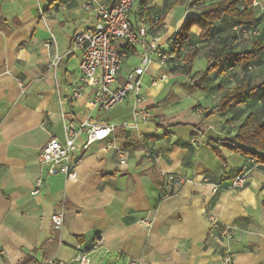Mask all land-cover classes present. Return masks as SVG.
<instances>
[{
    "label": "crops",
    "instance_id": "1",
    "mask_svg": "<svg viewBox=\"0 0 264 264\" xmlns=\"http://www.w3.org/2000/svg\"><path fill=\"white\" fill-rule=\"evenodd\" d=\"M85 1L0 0V264H19L27 256L34 259L29 264H76L78 247H90L96 235L103 243L90 249L91 264H126L128 259L225 264L228 252L231 264H264V165L223 140L232 136L228 121L239 125L254 112L259 92L208 117L204 111L223 90L203 92L210 98L206 105L168 112L178 103L174 91L190 81L174 56L166 63L154 58L142 76L139 99L131 95L110 110L92 109L90 86L72 99L73 88L83 81L74 35L99 20L83 8ZM174 1L150 0V16L161 15L163 25L148 39L159 36L162 50L194 13L187 3L168 7ZM259 1L264 8V0ZM137 10L138 1L131 11L135 26ZM228 32L220 41L199 44L192 74L209 63L210 49L230 48L236 40ZM192 33L198 42L201 29L193 26ZM136 48L128 52L125 72L140 65L129 62L132 57L141 61ZM121 71L114 87L124 80ZM138 106L147 107L154 119L137 121ZM64 111L72 121L91 115L96 123L115 125L87 149L82 148L87 135L77 139L76 178L49 175L40 163L50 138L65 141ZM194 135L201 137L199 146L191 141ZM119 149L125 151L124 163ZM244 174L246 181L239 184ZM171 176L181 180L173 192ZM57 212L64 213L59 229L52 221ZM215 224L228 226L232 237H221Z\"/></svg>",
    "mask_w": 264,
    "mask_h": 264
},
{
    "label": "built area",
    "instance_id": "2",
    "mask_svg": "<svg viewBox=\"0 0 264 264\" xmlns=\"http://www.w3.org/2000/svg\"><path fill=\"white\" fill-rule=\"evenodd\" d=\"M138 0H116L110 3L98 2L96 0H86L83 3V8L87 11L96 12L99 15V20L92 26L86 27L74 35L75 46L81 49L82 56L80 61V70L82 72L81 85L74 87L72 90V99H78L83 95L87 86L93 90L92 96L89 99V105L92 109L110 110L119 103L124 102L131 95L137 99L140 98L143 86V74L150 67L155 57L165 63L168 54L161 49L159 44V36H155L152 40L148 39V25L150 21L143 15L140 16L139 23L135 26L131 16V11ZM258 4L257 0L254 2ZM264 16V8H263ZM160 19L157 17L152 23L157 27ZM245 36L254 34L255 31L242 29ZM120 42L128 43L133 46H140L142 59L139 66L131 69L124 76V80L119 86L114 87L119 81V72L128 57L129 53L120 47ZM139 44V45H137ZM166 75H161L159 79H165ZM157 78L153 80V83ZM200 110V106L196 107ZM134 115L137 121L148 122L154 119L150 110L145 106H138L134 109ZM64 118L65 141L62 142L57 138H50L43 146L40 163L46 168L49 175L62 174L69 178L77 177V154L79 147L77 139L81 134L87 135L86 142L82 148L87 149L91 143L97 140L104 139L115 125H101L93 120L91 115H88L83 120L78 122L67 119L66 112L62 114ZM123 126H128V121L121 123ZM230 128H234L232 123H229ZM194 145L199 146L201 137L194 135L191 138ZM121 157V162H126L125 151L118 150ZM171 178L170 190L173 192L181 185V180L173 176ZM246 174L242 175L238 181L239 184H244ZM41 182V179L39 180ZM34 192H37L35 190ZM169 194L166 193L165 196ZM52 221L55 228H61L64 225V213L57 212L52 214ZM150 223L149 220H147ZM218 234L230 239L232 233L228 226L215 224ZM103 243L102 237L96 235L95 240L90 247H78L76 264H91L89 256L90 249H96ZM233 254L228 252L223 260L225 264L233 262ZM52 264H63V262L49 261ZM126 264H139L137 259H128Z\"/></svg>",
    "mask_w": 264,
    "mask_h": 264
},
{
    "label": "trees",
    "instance_id": "3",
    "mask_svg": "<svg viewBox=\"0 0 264 264\" xmlns=\"http://www.w3.org/2000/svg\"><path fill=\"white\" fill-rule=\"evenodd\" d=\"M254 2L255 0H175L170 5L168 4V7H171L173 4L187 3L188 8L194 10V13L188 14L173 33L168 49L164 50L168 54L165 63L173 60L174 56L181 61L179 71L190 76V81L185 84V88L189 92L223 90L218 102L204 111L205 116L224 113L232 105L245 103L255 92H259L258 97L262 96L264 80L258 82H252L249 79L243 80L232 89L214 83L219 78L225 80L227 74L233 69L240 68L251 71L253 70L252 64H256L264 58V40H254L251 47L239 49L241 39L253 36V34L245 36L242 29L256 31L259 22V17L253 10ZM136 15L138 22L140 16L145 15L148 18L150 21L148 33L155 34V31L163 25L161 15L150 16V0H138ZM260 16L262 19L264 18L263 14ZM157 17L160 21L157 27H154L152 23ZM193 26H198L201 29L198 42H195L193 38ZM225 30H229L228 36L236 41L230 48L224 45L210 49L208 52L209 63L203 70L192 74L195 59L201 52L199 44H209L215 38L220 41L219 38L223 37ZM123 48L130 53L137 52V48L128 43H125ZM258 100L260 99L258 98ZM229 123L234 125L233 129L230 128ZM227 126L229 134H232V136L223 139L227 146L254 159L257 164L264 165V114L260 115L254 111L241 124L237 125L234 121H228ZM32 261L34 259L27 256L19 264H29Z\"/></svg>",
    "mask_w": 264,
    "mask_h": 264
},
{
    "label": "rangeland",
    "instance_id": "4",
    "mask_svg": "<svg viewBox=\"0 0 264 264\" xmlns=\"http://www.w3.org/2000/svg\"><path fill=\"white\" fill-rule=\"evenodd\" d=\"M258 4L255 5L257 6L256 8V14L259 17V22L256 26V31L253 34V36H251L250 38H243L240 41V46L239 49H243V48H249L252 46V42L254 40H260L263 41L264 40V18H261V12L263 14V6L261 5L260 1L257 0ZM198 8V7H197ZM139 45V44H137ZM138 47V49L141 51L140 46H136ZM127 59V58H126ZM139 59V58H138ZM137 58H131L129 59L130 61L134 62V65H136L137 63H141L140 59L138 60ZM253 66V70L249 71L246 69H233L231 70L228 74H227V78L225 80H222L221 78L216 79L214 83L216 84H220L222 87H229L230 89L236 87L237 85H239L243 80H251L252 82H258L261 80H264V58L256 63V64H252ZM124 65L122 66V71H121V75L122 76H126L127 71L125 72L124 70ZM167 78V76H166ZM181 81L180 79H175V81ZM179 84V83H178ZM144 85V83H143ZM183 86V85H182ZM261 94H262V101H261V97H258L260 100L257 101L256 104V108H255V112H257L260 115L264 114V89L261 90ZM175 94L178 98V103L170 105L168 107V112H172L175 110H183V109H187L190 105L192 104H204L206 105V103L209 101L210 102V98L206 97L205 94L203 93L204 91L202 90H196L194 92H189L186 88H185V84L183 86V90H180L178 92V90L176 89ZM261 101V102H260ZM166 103V102H164ZM209 108H206V110ZM166 112V113H168ZM208 117V116H206ZM211 121H213V118H211Z\"/></svg>",
    "mask_w": 264,
    "mask_h": 264
}]
</instances>
